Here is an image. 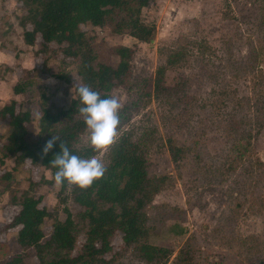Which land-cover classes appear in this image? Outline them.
<instances>
[{
	"label": "rangeland",
	"instance_id": "rangeland-1",
	"mask_svg": "<svg viewBox=\"0 0 264 264\" xmlns=\"http://www.w3.org/2000/svg\"><path fill=\"white\" fill-rule=\"evenodd\" d=\"M250 1L155 0L150 8L142 11L145 24L156 29V36L149 43L115 35L108 27H82L92 39L101 63L115 67L119 63L115 49L120 46L133 51L130 86L112 92L120 103L114 142L124 133L138 139L151 132L149 159L152 173L173 177L172 186L155 197L149 210L155 227L150 242L173 251L168 264H175L179 250L187 242L195 245L200 264H260L264 256V209L260 211L258 200L264 195V183L256 185L255 168L250 174L239 170L231 176L214 175L209 163L217 159L208 162V169L198 165L193 154L176 168L168 150L169 141L182 146L191 133L199 129L206 131L200 137L205 146L204 157L209 153L219 159L228 149L225 134L212 123L223 121L239 99L254 97L255 76L252 73L242 75V67L249 55L254 54L251 45L264 41V35L257 28L260 8ZM24 14L21 0H0V107L12 99L30 106L35 116L31 131L36 135L42 102L68 107L79 78L75 63L64 70L69 75V82L53 77L62 69L60 55L39 54L40 39L36 46L25 44L20 26ZM182 46L188 51L186 61L166 71V87L170 89L179 80H185L188 93L195 99L190 112L185 115V107L173 95L150 100L141 97L142 79L153 78L158 67L164 65L167 53ZM46 57H49V72L42 69ZM261 59L259 65L264 69V58ZM236 73L239 76L235 77ZM25 78L32 83L30 90L25 95H15L13 86ZM8 130L5 124L0 126L2 141ZM88 135L86 131L83 144L89 143ZM111 145L96 156L104 167L108 164ZM252 151L264 162V131L252 139ZM252 159V155L245 158L247 168ZM210 166L219 165L213 163ZM0 167V223L3 205L12 195L20 196L31 181L40 182L36 191L43 196L44 205L53 215L43 225L46 237L55 219L63 221L67 217L66 211L75 215L80 210L69 195L60 192V185L46 183L52 180V175L41 166L27 162L14 170V160H8ZM5 171L12 172L10 181L1 178ZM239 183L249 184V192ZM238 204H241L240 209L236 208ZM243 242L250 243L260 258L254 252L241 250ZM115 248H123L121 236L115 239ZM22 252L15 242V235H9L6 247L0 250V264H6L10 256ZM28 253L32 263L35 250L30 249ZM116 264L146 263L128 250Z\"/></svg>",
	"mask_w": 264,
	"mask_h": 264
},
{
	"label": "trees",
	"instance_id": "trees-1",
	"mask_svg": "<svg viewBox=\"0 0 264 264\" xmlns=\"http://www.w3.org/2000/svg\"><path fill=\"white\" fill-rule=\"evenodd\" d=\"M154 2L155 0H21L25 14L20 19V26L23 28L25 44L29 47L36 46L40 39L39 54L60 55L62 69L59 70L60 73L53 74V77L61 81H70L64 70L75 63L79 83L74 88V98L68 107L42 102V115L37 122L36 135L31 131L35 116L30 106L12 99L0 107V126L5 124L9 129L4 141L0 134V166H4L8 160H14V170L27 162L39 165L52 175V180L46 183H54L56 169L50 161L60 144L85 158L96 157L101 152L93 149L89 143L83 144L82 137L87 129L78 111L80 104L76 88L86 84L98 92L101 98L113 97L115 89L128 88L132 75L133 51L129 47L120 46L115 49V54L119 57V63L115 67L101 63L92 39L82 27H108L115 35H126L149 43L155 38L156 29L153 25L145 24L142 11L150 8ZM252 2L260 8L257 28L264 35V0H251L250 3ZM251 46L254 54L249 55L242 67V75L252 73L255 76L254 97L244 96L230 107L223 121H212V126L220 128L225 134L228 149L222 152L219 159L209 153L204 157L205 146L200 137L206 131L199 129L191 133L190 139L182 146L169 141L168 150L176 168L189 154H193L198 165L206 168L208 162L217 159L218 162L209 163L219 165H209L214 175L220 173L231 176L239 170L250 174L253 172L252 168H255L256 185L264 183V162L254 156L252 151V139L264 131V69L259 65L261 58H264V41ZM187 52L184 46L170 50L164 65L158 67L154 77L142 79L141 97L150 100L153 97L173 95L185 107L183 114L189 113L195 99L188 93L185 80H179L170 89L166 87V71L183 64ZM48 60L49 57L44 59L42 67L46 72H49ZM31 85L28 79H20L12 91L17 96L25 95ZM51 136H55L57 141L44 154L42 149ZM151 137V132L144 133L138 139H134L130 133H124L111 145L108 164L100 180L84 189L69 184L60 185V192L69 195L80 210L75 215L66 211L67 217L63 221L55 219L48 237L44 234L43 225L53 215L44 205L43 196L36 191L40 182L31 181L29 188L20 196L12 195L3 205L0 250L6 247L8 236L14 234L15 242L23 252L10 256L6 264H116L128 250L146 264H168L173 251L150 242V235L155 227L149 210L155 197L172 186L174 180L170 175L152 173L149 159ZM251 155L253 159L251 165H248L250 168H247L244 160ZM1 178L10 181L12 172H3ZM239 186L249 192V184L239 183ZM258 200L262 211L264 195L259 196ZM236 208L240 209L241 204L236 205ZM118 236H121L122 249L115 248ZM262 247L264 248V243ZM242 248L247 253L254 252L248 242L240 249ZM30 249L35 250L32 263L29 262ZM254 254L260 256L258 253ZM261 258L260 264H264V256ZM175 264H200L195 245L187 242L179 250Z\"/></svg>",
	"mask_w": 264,
	"mask_h": 264
},
{
	"label": "clouds",
	"instance_id": "clouds-1",
	"mask_svg": "<svg viewBox=\"0 0 264 264\" xmlns=\"http://www.w3.org/2000/svg\"><path fill=\"white\" fill-rule=\"evenodd\" d=\"M79 98V114L88 131V142L97 150H106L116 139L119 124L120 103L115 97L101 98L99 93L84 84L76 88ZM57 141L55 136L45 143L42 152L47 154ZM50 161L56 170L53 175L55 185L69 184L84 189L100 180L105 172L104 164L95 156H78L67 146L59 145Z\"/></svg>",
	"mask_w": 264,
	"mask_h": 264
}]
</instances>
